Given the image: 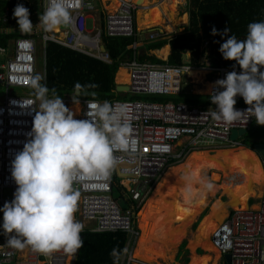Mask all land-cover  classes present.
Wrapping results in <instances>:
<instances>
[{
  "label": "built area",
  "instance_id": "obj_1",
  "mask_svg": "<svg viewBox=\"0 0 264 264\" xmlns=\"http://www.w3.org/2000/svg\"><path fill=\"white\" fill-rule=\"evenodd\" d=\"M8 1L12 0H0V25L10 21L11 8L6 4ZM47 4L48 0H41L43 12ZM65 4L71 13L72 23L60 33L40 29L39 37L43 48L48 42H52L111 64L109 54L103 50V33L110 38L139 34L136 12L140 6L136 1L120 0L118 11L105 14L104 29L96 26L93 31L89 30V19L97 8L92 0H65ZM161 35V32L154 33L150 38L154 40ZM213 43H216L215 37L205 40L203 47L206 53L202 62L206 66L205 70L214 77L211 92L201 94L208 97L213 92L223 91L215 85L217 80L225 79L231 71L238 74L242 71L241 68L213 66ZM37 45L35 38L21 37L13 47L0 48V86L7 91L4 103L0 104V208H3L5 202L14 199L18 186L11 176V162L31 139L29 133L32 131L35 112L39 109V102L35 97L14 94L17 88H31L29 80L37 74ZM131 48L136 50L138 43ZM43 55L45 58V52ZM137 55L135 59L123 63L130 74V82H116L118 85H128L129 93L134 97L180 96L184 89V75L193 80L189 73L195 67L191 64H157L141 61ZM209 81L207 78L205 83ZM61 99L69 109L73 103H77L72 96ZM235 99L243 100L239 95ZM88 100L93 99L79 100L80 111L74 116L75 119L88 118L85 115ZM116 103L127 106L132 117L133 135L139 141V151L136 154L116 153L119 157V172L123 175L119 181L114 179L115 168L108 179L82 178L74 183L73 187L80 193L76 219L84 225L81 234L86 230L99 233L126 232L128 248L121 264H142L133 257V249L130 247L133 241L136 245L141 236L138 216L171 162L183 160L195 147L200 149L203 145L221 143L224 144L223 148L241 147L244 136L232 141L231 133L233 130H250L255 118L249 117L247 121L242 119L230 125L215 121L208 114V110L216 108L212 103L198 106L156 103L142 99H114L112 104ZM234 107L243 111L250 106L236 103ZM122 163L126 164L121 165ZM262 166L264 168V159ZM117 184L127 188L125 200L133 201L128 209H124L114 198L113 191ZM8 189L12 190L11 200L6 199ZM253 199L257 202L246 210L231 209L225 221L212 235L213 245L224 258L230 255L231 264H264V191L261 197ZM255 205L257 207H253ZM1 223L3 212H0ZM77 252L78 250L74 254H67L54 251L45 255L29 248L26 256L21 250L9 247L7 240H0V264H75Z\"/></svg>",
  "mask_w": 264,
  "mask_h": 264
},
{
  "label": "clouds",
  "instance_id": "obj_2",
  "mask_svg": "<svg viewBox=\"0 0 264 264\" xmlns=\"http://www.w3.org/2000/svg\"><path fill=\"white\" fill-rule=\"evenodd\" d=\"M39 5L41 15L37 26L41 31L52 32L59 27L62 32L66 29H60V26L71 25L72 16L65 0H48L44 12L41 0ZM102 14L105 16L106 13L101 12L100 17ZM29 16V9L23 4L15 6L13 17L21 33H31L37 27L33 29ZM150 29H147L150 34L161 32V36H166L161 30L154 32ZM229 32L230 28H225L223 35ZM211 34H218L215 27ZM137 43L136 51L139 53L140 39ZM204 44L205 40L201 48V64L206 53ZM219 52L223 59L236 61L242 71L239 74L231 71L225 79L215 82L223 91L210 95L216 108L208 110V114L213 120L229 125L254 117L258 125L264 126V71H261L264 67V21L249 23L244 39L229 36L220 45ZM189 55L193 59L192 54ZM192 59L185 64L192 65ZM193 67L194 70L206 68ZM44 79L46 77L36 74L29 80L33 94L39 100V109L33 118L29 133L31 139L11 162V176L18 187L14 199L0 208L3 212L2 228L5 235L11 234L7 240L9 247L19 250L30 248L45 255L54 251L74 254L84 245L81 237L84 225L75 218L80 193L73 187L74 183L82 178L108 179L118 165L116 153H138L139 141L133 135L132 117L126 105L88 100L85 113L88 118L75 119L61 97L55 95V88L51 90L54 98L48 97L49 88L41 83ZM97 87L99 85L95 83L81 85L77 82L74 85L77 96ZM90 95L95 97L96 93L91 92ZM237 95L250 107L243 111L235 109ZM185 179L190 184L194 178L189 175ZM201 184L207 191L214 188L210 180H201ZM186 191L191 193L190 188ZM126 254L127 249L113 248L110 253L113 264H120Z\"/></svg>",
  "mask_w": 264,
  "mask_h": 264
},
{
  "label": "trees",
  "instance_id": "obj_3",
  "mask_svg": "<svg viewBox=\"0 0 264 264\" xmlns=\"http://www.w3.org/2000/svg\"><path fill=\"white\" fill-rule=\"evenodd\" d=\"M18 3L23 4L29 9V18L34 25L33 29L39 22V15H41L39 0H12L6 2L11 8V17L8 23L0 25V30H3L0 31V48L9 49L13 47L16 40L21 37H35L34 34L21 33L19 31L17 20L13 17L14 8ZM186 13H190L191 20L190 25L183 34H179L176 37L161 36L155 40H147L144 51H139V53L131 48L132 45L139 41L140 38L138 36L110 38L103 33L102 41L104 49L112 60L111 64L104 63L52 42H48L45 48H43L44 46L37 45L38 72L40 70L38 66L40 53L42 52L43 54L45 52L43 73L46 79L42 80L41 83L46 84L49 88L48 94L53 97L54 94L51 91L53 88L56 89L55 95L61 98L66 96L76 97L74 85L79 82L81 85L91 83L99 85V87L87 89L80 96H77L80 99H95L100 103L104 101L112 103L114 99L133 100L128 99L127 94H120L116 91L118 87L116 81L119 83H126L128 81L127 75L121 69L123 63L135 59L138 53L137 57L142 61H150L157 64L183 65L185 64L184 55L191 53L193 56L192 65L204 68L205 65L200 63L203 57L201 50L203 41L213 37H215L216 43L211 45L212 65L240 68L236 61L223 59L222 54L219 52L220 45L231 35H235L238 40L246 38L249 23L264 21V0H190ZM104 20L105 16L102 14V29L105 26ZM213 27L217 30V35L211 34ZM225 28H230V32L227 35H223ZM148 32L149 30L143 33ZM137 35H140V32ZM167 45L171 48L167 61H163L155 54H152V52L161 50ZM167 48L169 47H166L162 51H165ZM234 65L235 67H233ZM261 71H264V67L261 68ZM118 73L119 78H117ZM0 88L5 89L2 86ZM91 92H95L96 96L92 97L90 95ZM121 96L126 99H121ZM207 98L210 97L198 95L192 96L191 99L180 97L178 98V103L186 102L198 106H207L211 104ZM256 124V121H254L253 125ZM253 125L241 140L243 146L253 148L255 144H264V132ZM205 153L214 155L217 158V164L214 168L210 165H205L209 170H216L214 180H210L214 184V188L211 191L203 189L201 184V180H208L205 177L206 167H201L200 164L195 162L197 160L196 157ZM221 172H223L225 180L220 186L227 194L228 202L218 201L214 204L224 208L226 213L228 206L234 209L246 210L249 198L262 196V189L264 187V168L262 162L250 149L243 147L235 149L221 148L216 152L195 150L185 161L172 165L164 173L159 185L143 208L144 214L141 216L142 225L145 229L143 237L147 244L158 242L162 238L168 239L169 246L166 250L165 260L167 257L168 261L173 262L176 248L186 238L188 230L194 223L189 224L188 220H191L194 216L189 218L182 217L173 221L172 214L170 213L171 209L166 212V215L163 213L162 207L165 202L163 193L178 185L180 193L188 197L186 212L191 211L197 204H200V213H202L206 208L204 205L205 201L214 197L219 189L214 182L220 180L222 176ZM189 175L194 178L190 184L185 179ZM114 179L119 181L115 172ZM187 184H189V188L191 189L190 194L187 192L183 193ZM127 192V188L119 184L114 187L113 191L114 198L118 200V203L124 209H128L131 206V202H133L125 200ZM173 201L167 203V209L171 208ZM225 219L219 222L218 227ZM2 224L0 225V238H4L5 240L11 235L4 234ZM213 225H215V217H207L203 221L201 233L199 234L197 231L194 233L195 239L203 240L207 234L206 232ZM81 237L84 240V245L78 249L75 264H113V259L110 256L112 249H126L129 240L127 233L123 231L99 233L86 230L81 234ZM186 245L187 243H184L180 248L185 250ZM190 246L191 244H189ZM182 255L183 251H179L177 258H180ZM123 257L121 258V262Z\"/></svg>",
  "mask_w": 264,
  "mask_h": 264
},
{
  "label": "rangeland",
  "instance_id": "obj_4",
  "mask_svg": "<svg viewBox=\"0 0 264 264\" xmlns=\"http://www.w3.org/2000/svg\"><path fill=\"white\" fill-rule=\"evenodd\" d=\"M95 4H96V8H97V11L96 12H93L90 14V17H91V20H89V30L93 31L95 30L94 26H98L100 27V13L101 12H105L106 14L107 13H112L110 11V9H108V4H106L103 0H92ZM159 1H162V0H159ZM189 3H190V0H182V3H179L178 6H177V13H176V16H175V20H178L180 19V17H182L184 14H187L188 15V18H187V22L184 23V24H179V25H176V26H173V29H172V32H167V30L162 27V26H159L161 28V31L166 34L167 37H175L179 34H183L186 29L188 28V26L190 25V20H191V16H190V13H186V11L188 10V6H189ZM142 8L138 9V11L136 12V15H137V26H138V33L140 32V35H138V37L140 38L141 41H144L146 42L152 35V33L150 34V32L148 33H143L144 31H146L147 29H140L139 27V12ZM68 26H60V29H67ZM158 31V30H157ZM40 29H39V26H37L35 28V30L33 31V34L35 35V39L38 41V45L39 46H42V43L40 42ZM141 32H142V35L141 36ZM155 32V31H154ZM160 32V31H158ZM41 44V45H40ZM41 49V48H40ZM166 50H169L171 52V48H167ZM153 54V53H152ZM160 54V53H159ZM158 54V52L155 54L157 57L159 58H165L167 59V57H164V56H160ZM192 59L191 55H189V53H187L186 55H184V61L185 62H189L190 60ZM44 56L42 54V52L40 53V56H39V60H38V66L40 68V70L42 71V74H41V71L39 70L38 72V67H37V74H40L42 77H44V73H43V67H44ZM207 72V71H206ZM120 73V71H119ZM119 73L117 75V78H119ZM189 76H190V73H189ZM190 78H192L190 76ZM210 79V81L213 80V76H209L207 75L205 77V79L207 80ZM193 79V78H192ZM203 80L202 83H205L206 80ZM209 81V83H210ZM119 83V82H118ZM125 84V83H123ZM200 83H195L194 79L191 81V79H189L186 75H184V79H183V85H184V89H183V93L182 95L180 96H150V97H145V96H140V97H134L131 93H128L127 96H128V99H142V100H150V102H156V103H178V98L180 97H187V98H190L192 96H196V94H194V90L196 91L197 94H199L198 96H200L201 94L202 95H207L209 93H206V85L208 84V82L205 83L204 87L203 86H197L199 85ZM198 87V88H197ZM203 88V89H201ZM6 90L3 89V88H0V104L4 103V100H5V95H6ZM34 90L32 88H17L14 92L15 95H20V96H27V95H33L35 96L34 94ZM121 94V93H120ZM124 94V93H123ZM123 96H121V99H126V98H122ZM79 100H84V99H80L79 97H77ZM76 99L75 102L77 103H73L71 109L76 105V106H79L78 105V102L79 100ZM207 100H209V102H211V99L210 98H207ZM237 103L239 104H244V105H247L244 100H236ZM39 102V100H38ZM180 103V102H179ZM212 103V102H211ZM189 104H192V103H189ZM70 109V110H71ZM255 126V128H259L262 132H264V126L262 125H253ZM224 144H221V143H216L214 145H203L201 147H199L200 149H197V147H195L194 149L195 150H207V151H218L219 149L223 148ZM237 148H241L240 146L237 147ZM231 149H235V148H231ZM249 149V148H247ZM251 150V149H250ZM257 157H259L257 155V153L253 150H251ZM192 153V152H191ZM190 153V154H191ZM189 154V155H190ZM188 155V156H189ZM187 156V157H188ZM186 158H184L183 160H176V161H172L171 164L168 166L171 167L172 165L174 164H177V163H180V162H183L185 161ZM260 158V157H259ZM196 163L197 164H200L201 167L202 166H205V165H210L212 168L215 167V165L217 164V158H215L214 155H211V154H208V153H205V154H201L199 155L198 157H196ZM261 160V159H260ZM262 162V160H261ZM206 167V166H205ZM167 168V169H168ZM166 169V170H167ZM165 170V171H166ZM205 177L208 179V180H214V175H215V172L216 170L215 169H208V167H206L205 169ZM219 172V171H218ZM222 173V176L220 178L219 181H216L214 182L218 187V191L217 193L215 194L214 197L210 198L209 202H208V205L206 206L205 210L201 213V215L196 219V221L193 223L192 227H190V229L188 230V235L186 236V238L182 241V243H180L178 245V247L176 248V252H175V255H174V260L173 262H170L168 261L167 257H166V260H165V254H166V249L164 250H161L160 252H158L155 256V258L151 261H147L145 260L146 263H152V261H155L154 264H157L158 262H160V264H190L192 262V258H193V254L195 252V254H198L199 256L201 255H204V254H207L208 251L204 249V246L207 244L205 241L204 242H200V246L193 252L190 248H189V244H191V246L193 245L194 241H195V235L194 233L197 231L198 227L200 226L201 222L203 221V219L210 213L211 211V207L212 205L215 203V202H218V201H222V202H228V196L227 194L224 192V190L221 188V184L222 182L225 180V177L223 175V172ZM121 179L120 176H117V180ZM156 190V189H155ZM154 190V191H155ZM154 191L151 193V196L152 194L154 193ZM263 191H264V188H263ZM151 196L149 197V199L151 198ZM254 197H251L248 199L247 201V207H251L253 204H255L257 201L255 199H253ZM259 198V197H257ZM6 199L7 200H11L12 199V190L11 189H8L6 191ZM148 199V200H149ZM253 207H257V205L253 206ZM144 208V207H143ZM237 210V209H234V208H231V207H227L226 210H227V215L229 213L230 210ZM242 210V209H241ZM143 209L142 211L139 213V216H138V221H139V227H140V231L143 233L142 229L143 228V225H142V216L140 215H143ZM78 215V212L75 213V218L76 216ZM141 218V219H140ZM141 220V221H140ZM141 222V224H140ZM206 237V236H205ZM204 237V239H205ZM140 239V238H139ZM167 239V238H166ZM203 239V240H204ZM168 240V239H167ZM199 241V240H198ZM139 242V240H138ZM138 242H136V245L134 244V241L132 242V245H130L131 248L134 247H138ZM184 243H187L186 245V248L185 250H182V245ZM209 246L212 248V256L214 257V262L213 264H226V259L220 254V252H215L214 250V245L211 244V242L209 243ZM165 251V252H164ZM179 251H183V255L180 256V258H177L178 257V254H179ZM188 251V253H187ZM134 253V252H133ZM133 257L137 260V257L134 256L133 254ZM140 259V258H138ZM142 260V259H141ZM153 264V263H152Z\"/></svg>",
  "mask_w": 264,
  "mask_h": 264
},
{
  "label": "bare ground",
  "instance_id": "obj_5",
  "mask_svg": "<svg viewBox=\"0 0 264 264\" xmlns=\"http://www.w3.org/2000/svg\"><path fill=\"white\" fill-rule=\"evenodd\" d=\"M103 1L106 4H108V9H110L111 12H116L120 8V0H103ZM132 1H137V0H132ZM179 3H182V0H162V1L144 0L142 2V9L139 12L140 29L141 30L150 29V28L162 26L167 30V32H172L173 26L186 23L187 18H188L187 14H184L182 17H180V19L175 20L176 19L175 16L177 13V6ZM52 32L59 33L60 32L59 27L55 31H52ZM158 54L161 57L162 56L167 57V55L169 54V50L158 52ZM122 70L128 77V81L126 82V84H128L130 82V74L127 69L122 68ZM210 74L211 73L209 71L207 72L201 71V70H191L190 71V76L194 79L195 83H202L205 77L207 75L210 76ZM213 84H214L213 81H210V83L208 82V84L206 85V90H205L206 93L211 92ZM70 111H72L75 116L79 113L80 108L79 106L75 105ZM178 187L179 186L176 185L172 189L163 193V197L165 199V202L163 203V207H162L163 213L166 215V212L171 209L170 213L172 214L173 221H175L178 218H182V217L189 218V217L194 216L191 220H188L189 224H191L192 222H195L196 219L201 215L200 213L201 205L197 204L196 207H194L191 211L186 212V202H187L188 197L187 196L185 197V194L180 193V191L178 190ZM189 187H190L189 184H187L183 193H186L187 192L186 189ZM207 198H210V197H207ZM172 200H174L173 205L171 206V208L167 209L166 208L167 203ZM208 202L209 200H206L204 205L207 206ZM226 215L227 213L226 211H224V208L218 207L215 204L212 205L210 213L203 219V221L209 216H214L215 225L211 226L209 230L206 232L207 234L204 240L199 239L198 241L197 239H195L193 245L189 247L194 252L200 246V242L205 241L207 244L204 246V249L207 250L208 253L202 256H199L198 254H195L194 252L192 262L190 264H213L214 262V257L212 256L213 251H212V248L209 246V243L211 242V244H213L211 241L212 240L211 237L214 234V232L219 228L218 227L219 222L224 220ZM203 221L201 222L200 226L197 229V232L199 234L203 230ZM141 229L144 233L145 231L144 227ZM143 233L141 232L138 247H136L135 252H134V256H136L137 259L140 258L144 261L145 260L151 261L155 258L158 252H160L163 249L167 250L169 246V241L166 238H162L160 241L153 243L152 246H149L145 238L143 237ZM214 250L215 252H219V250L215 246H214ZM154 262L155 261H152V263ZM157 264H160V262H158Z\"/></svg>",
  "mask_w": 264,
  "mask_h": 264
},
{
  "label": "water",
  "instance_id": "obj_6",
  "mask_svg": "<svg viewBox=\"0 0 264 264\" xmlns=\"http://www.w3.org/2000/svg\"><path fill=\"white\" fill-rule=\"evenodd\" d=\"M144 0H137V3L138 5H142V2ZM151 31H155V30H161L160 27H154V28H151L150 29ZM104 49V48H103ZM116 91L119 92V93H124V94H128L130 92V87L128 85H119L117 88H116ZM76 95V93H75ZM77 96V95H76ZM80 96V95H79ZM248 133L247 130H233L232 133H231V140L232 141H237L239 137H243L245 136L246 134ZM254 151L257 152V155L261 158H264V144L263 143H260V144H255L254 147H253ZM126 163H122L121 165H125ZM119 164L117 165L116 167V171H117V174L119 176H123L120 172H119ZM225 259H226V262L227 264H231V257L230 255H227L225 256ZM137 260H140L142 262H145L144 260H141V259H137ZM146 263V262H145ZM149 264V263H147ZM154 264V263H153Z\"/></svg>",
  "mask_w": 264,
  "mask_h": 264
},
{
  "label": "crops",
  "instance_id": "obj_7",
  "mask_svg": "<svg viewBox=\"0 0 264 264\" xmlns=\"http://www.w3.org/2000/svg\"><path fill=\"white\" fill-rule=\"evenodd\" d=\"M141 36H143V35H141ZM144 46H145V42L144 41H141L140 40V43H139V51H144ZM166 47H169V49H170V46L169 45H167V46H165L163 49H161V50H157V51H154V52H152L153 54H156L157 52H160V51H162V50H164ZM169 53H170V51H169ZM201 71H207V70H203V69H200ZM126 84V83H125ZM204 83H200V85L199 86H203L204 87ZM198 86V87H199ZM197 87V88H198ZM201 89H203V88H201ZM194 94H196L197 95V93H196V91L194 90V92H193ZM184 103H186V102H184ZM186 104H189V103H186ZM254 151V150H253ZM257 153V152H256ZM162 177H163V175L161 176V178H160V181H161V179H162ZM160 181L158 182V184H157V186L159 185V183H160ZM157 186L155 187V189L157 188ZM262 194H263V189H262ZM11 235V234H10ZM2 239H4V238H0V240H2ZM211 239H212V237H211ZM5 240H8V239H5ZM212 241V240H211ZM139 243V242H138ZM128 248V246L126 245V249ZM131 249H133V252H135V249H136V247L135 248H131ZM22 252H23V255H28V253H29V248H25V249H23V250H21ZM134 254V253H133ZM221 254V253H220ZM202 256V255H201ZM138 261H140V260H138ZM76 262V261H75ZM140 262H142V261H140ZM143 263H145V262H142V264ZM150 264H152V263H150Z\"/></svg>",
  "mask_w": 264,
  "mask_h": 264
},
{
  "label": "flooded vegetation",
  "instance_id": "obj_8",
  "mask_svg": "<svg viewBox=\"0 0 264 264\" xmlns=\"http://www.w3.org/2000/svg\"><path fill=\"white\" fill-rule=\"evenodd\" d=\"M160 52H163V51H160ZM241 147H243V148H249V149H251V150H254V149L251 148V147H246V146H243V145H241ZM263 159H264V158H261V160H263ZM153 243H155V242H150L148 245H149V246H152Z\"/></svg>",
  "mask_w": 264,
  "mask_h": 264
}]
</instances>
